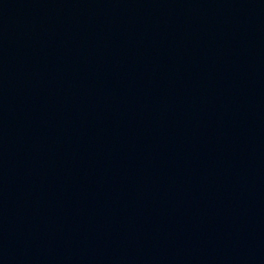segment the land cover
<instances>
[{
	"label": "water",
	"instance_id": "95a60500",
	"mask_svg": "<svg viewBox=\"0 0 264 264\" xmlns=\"http://www.w3.org/2000/svg\"><path fill=\"white\" fill-rule=\"evenodd\" d=\"M0 264H264V0H0Z\"/></svg>",
	"mask_w": 264,
	"mask_h": 264
}]
</instances>
